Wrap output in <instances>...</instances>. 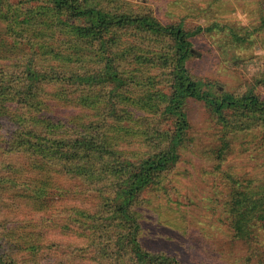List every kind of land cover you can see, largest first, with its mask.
<instances>
[{
  "label": "trees",
  "instance_id": "obj_1",
  "mask_svg": "<svg viewBox=\"0 0 264 264\" xmlns=\"http://www.w3.org/2000/svg\"><path fill=\"white\" fill-rule=\"evenodd\" d=\"M0 23V264H186L144 245L141 209L168 193L189 141L188 103L203 102L222 126V162L229 135L264 137V96L254 85L215 92L188 66L203 29L164 25L123 0H0ZM55 102L94 118H61ZM235 179L233 236L260 255L264 186ZM20 207L22 218H5Z\"/></svg>",
  "mask_w": 264,
  "mask_h": 264
},
{
  "label": "rangeland",
  "instance_id": "obj_2",
  "mask_svg": "<svg viewBox=\"0 0 264 264\" xmlns=\"http://www.w3.org/2000/svg\"><path fill=\"white\" fill-rule=\"evenodd\" d=\"M123 1L131 9L151 11L164 25L183 23L189 31L201 27L191 37L197 54L188 66L193 77L213 83L215 92L241 94L254 85L264 96V0ZM209 26L210 31L204 29ZM2 28L0 23V36ZM230 29H237L246 42L227 45ZM151 75L157 87L167 84L168 74ZM53 105L54 113L64 119L94 118L91 110ZM187 112L189 141L171 173L168 193H150L149 203L141 209L144 245L186 264H264V228L257 229L254 240L261 254L250 256L249 247L234 238L228 213L235 187L231 177L248 188L264 186V137L258 130L229 135L230 148L221 162L217 151L222 126L203 102L189 101ZM23 212L22 207L14 208L4 216L19 219Z\"/></svg>",
  "mask_w": 264,
  "mask_h": 264
}]
</instances>
